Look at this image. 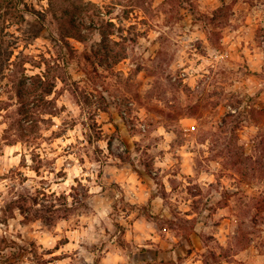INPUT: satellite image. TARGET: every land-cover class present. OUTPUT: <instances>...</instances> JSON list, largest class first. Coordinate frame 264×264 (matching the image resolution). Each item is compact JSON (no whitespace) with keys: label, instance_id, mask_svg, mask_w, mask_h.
<instances>
[{"label":"rangeland","instance_id":"obj_1","mask_svg":"<svg viewBox=\"0 0 264 264\" xmlns=\"http://www.w3.org/2000/svg\"><path fill=\"white\" fill-rule=\"evenodd\" d=\"M260 110L264 0H0V264H264Z\"/></svg>","mask_w":264,"mask_h":264},{"label":"trees","instance_id":"obj_2","mask_svg":"<svg viewBox=\"0 0 264 264\" xmlns=\"http://www.w3.org/2000/svg\"><path fill=\"white\" fill-rule=\"evenodd\" d=\"M8 6H10V4H8ZM71 13L72 12L70 10L69 11L63 10L64 16L69 15V14L71 15L70 25L72 27L69 28L71 29V32H68L70 33L69 34L70 36L68 37H74L76 39H80L81 36L79 33L75 34L74 32H72V31L77 32L78 28L75 24V21L73 20V16ZM62 21H64L63 18H62ZM71 33H74V34H71ZM10 61H11V58L9 59L7 58L4 61V63H6L5 66H8V65L13 66V62H10ZM43 78L45 77L41 76V74H38L36 76H31L30 78H27L24 76L22 80H20L19 82H17L18 84H16L17 85L16 86V97L20 105L19 115L24 117V119H32V117L34 116L33 115L34 112L31 111V109H33L35 105L37 106L36 103H39V104L45 103L46 102L45 97L47 95H50L52 92L53 85L45 81L43 82ZM40 88H41V93L39 96H36L37 92L40 91ZM37 97H39L38 100H35L37 99ZM259 116L264 118V110L259 111Z\"/></svg>","mask_w":264,"mask_h":264},{"label":"crops","instance_id":"obj_3","mask_svg":"<svg viewBox=\"0 0 264 264\" xmlns=\"http://www.w3.org/2000/svg\"><path fill=\"white\" fill-rule=\"evenodd\" d=\"M142 236V234H140ZM142 247V245H138ZM145 247L153 249L157 245L146 244ZM125 250L121 246H116L113 251L106 252L102 256H61L60 258L55 259L59 264H66L68 260H73L76 264H149L145 259H150V256H127L124 252ZM176 248L172 252L168 253H157L156 250L153 251L154 260L160 261V259H177L176 257ZM150 250L148 251V253ZM175 254V255H174Z\"/></svg>","mask_w":264,"mask_h":264},{"label":"built area","instance_id":"obj_4","mask_svg":"<svg viewBox=\"0 0 264 264\" xmlns=\"http://www.w3.org/2000/svg\"><path fill=\"white\" fill-rule=\"evenodd\" d=\"M189 132L195 131V126H191L190 129L188 130Z\"/></svg>","mask_w":264,"mask_h":264}]
</instances>
